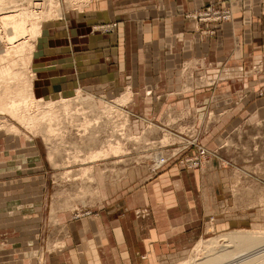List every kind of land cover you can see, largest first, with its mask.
Segmentation results:
<instances>
[{"label":"crops","instance_id":"obj_1","mask_svg":"<svg viewBox=\"0 0 264 264\" xmlns=\"http://www.w3.org/2000/svg\"><path fill=\"white\" fill-rule=\"evenodd\" d=\"M209 4L233 7L231 23L207 26L214 35L198 32L200 25L188 17ZM65 17L66 23L46 24L38 39L33 65L39 96L68 97L82 89L115 100L130 90L128 109L141 115L134 123L139 131L145 120L159 122L167 107L198 113L199 119L207 109L216 121L197 123L210 150L252 116L250 90L264 84V72L249 77V67L264 66L263 0H90ZM113 23L112 32L95 29ZM184 65L191 68L185 85ZM203 77L215 86L191 84ZM169 112L177 115L169 110L164 123ZM0 135V264H32L44 248L41 238L52 233L42 210L45 176L29 172L22 178V169H37L30 163L34 144L26 143L25 162H15L16 145L3 149L4 139L13 140ZM95 178L99 203L80 209L81 217L59 212L62 246L45 251L44 264H179L207 236L208 226L222 230L242 218L238 209L232 217L224 200H232L230 191L244 174L234 180L216 160L202 169L169 165L151 174L140 166L117 179L102 172Z\"/></svg>","mask_w":264,"mask_h":264},{"label":"rangeland","instance_id":"obj_2","mask_svg":"<svg viewBox=\"0 0 264 264\" xmlns=\"http://www.w3.org/2000/svg\"><path fill=\"white\" fill-rule=\"evenodd\" d=\"M42 1H43L42 3H45L44 8H46L47 5H49L48 4L49 0H42ZM53 2H55L54 3L55 6H57L58 9L60 10L59 12L60 16H58V18L57 17L54 18V20L63 19L60 22L66 23V21L68 20L65 19L66 18L65 15L68 12H73V10L77 12H81L76 7L72 8L74 3H72L71 0L68 1L53 0ZM88 3H86L85 6ZM85 6H83V9ZM54 20L46 21L42 23L43 25L42 34L45 30L46 24H49ZM49 28L50 25L49 27H47L46 30H48ZM33 63H34V58L32 61L31 70L33 73H35V76L37 77V70H35ZM262 72H264V66L262 64L249 67V77H257L261 75ZM36 77L32 78V84L34 85L33 91L37 95V97H42L46 101L49 100L59 101L62 100L63 98H65L66 100L69 99L68 101L71 103L70 105L72 106V109L74 108L76 110L80 108L81 112L85 111V113L88 111L86 115H88L92 123H93V119L94 121L95 120L97 121L98 118H100L101 120L100 119L98 120L100 121L99 127H102V128L97 127V131H98L96 132L97 141L96 140L95 142L93 140L92 142L87 141L86 138L89 137L90 134L89 133L86 134V137L84 138L80 137L79 134H82L81 131H78L80 128L69 125L68 121L71 120H67V116L61 115L60 121L63 120L64 123L62 121L61 124L59 125V127H61L58 130L60 133L58 132V135L51 137V139L50 137L48 139V137L44 136L43 133L42 134L36 133L35 135V133H30L28 130L26 131L20 127L22 133H20L19 136L17 137L13 136L12 138L13 141L7 142L5 139L3 140L2 144L4 147L3 149L5 150L8 146L10 147V145L11 148L14 145H16L15 148H13L12 152L10 150L6 151V153L9 154L10 152L16 153L15 156H13L15 162L17 159L22 160L24 162L27 160L26 158L28 156L27 153L29 154L30 151L26 152V145H27L26 143L28 141L33 143L35 146V153H33L35 154V157L30 158L32 160L30 161V163L32 162L31 168L34 166L36 167L37 165V169L35 170L31 169L30 171H27V169L24 168L19 173L22 178L23 176L28 178L29 175H31L32 177L45 176L43 178L45 180V185H44L45 196L43 198L42 210H43V215L46 212V216L45 215L44 216L47 217L48 219L46 222L47 224L46 230H48L49 228L52 233L49 237L48 236L49 232L47 231L45 238L44 239L41 238V241L42 242L44 241V243H42V246H44L43 248L44 250L42 249L38 258L34 257L35 259H32L33 261L32 264H39V262L40 264H44L43 257L45 255V251L48 250V252L51 253L52 251H55L62 246L60 243L61 241L60 235L62 234L63 231L59 225L60 223H62L58 216L59 212L62 211L65 213H69L70 211H72L73 214L75 213L74 214L75 217H81L82 215H80V209L81 210H83L84 208L92 209L96 204L99 203L95 201L99 197V191H98L99 186L97 182L94 181L89 183L88 180L86 179L85 180L83 178L80 179L81 178L80 176L78 177L74 176L75 174L80 175L81 169L87 166L86 165L84 166L80 162H76V164L75 163L72 164L73 166L70 168H63L62 165L64 161L70 158L72 161L74 160L73 156H77V155L81 159L83 158L86 159L87 154L89 152H91L93 149H97V148L99 149L101 146H105L107 144V141L112 139L115 143L116 141H120L122 143V145L124 146L123 152L122 154L118 155L117 158L111 157L106 160H102V162H98V164L95 165V170H94L96 171L95 175L98 172L100 173L102 172L105 175H107V177L111 176L113 179H117L126 172L127 168L131 169L132 167H140V166L147 167V169L151 172V174H155V171L153 170L155 166L153 165L155 159L165 153L164 149L160 147L173 144L176 141L177 142L181 141L182 139L177 137L176 135L175 136L172 135L169 131L164 130L162 127L160 128L158 127V125L160 126V122H162V117L160 118L159 122L147 123L145 120L144 122V125L146 126L145 129L140 131L136 130L134 127V123H136V121L138 120L141 121V115L139 113H136L128 109L130 108L129 104H131V102H133L134 100L133 97H131L130 101L126 104V106L114 102V101H118L125 94L118 96L117 98H115V100H110L102 96L97 97L92 93L88 92L87 90L83 91L82 89L81 90L77 89L73 91L71 96L68 97L57 95L56 97L54 96V97L44 98L43 96H39V94L35 92L34 82ZM128 93L129 91L126 94ZM250 93H251L252 116L246 118L245 120L243 119L240 124L235 125L234 129L232 128V130H230L226 134L225 139L222 141L223 142L222 144L226 145L223 149L222 157L226 161L230 162V166L223 161L221 162L218 159L215 158L213 159L216 160L217 162H220V164L223 167L226 166L227 168H229L231 176L234 180L237 174L239 175L241 173L244 174V178L242 180H240L242 177L239 176L240 179H238V182L240 181L241 183L240 184L236 183L237 185H235V187L232 188L230 191V198H232V200L227 203L226 200H224L225 201L224 204H226V208H227L226 210L232 212L231 213L232 217L235 216L234 211L238 209L240 211L239 213L242 218L241 220L236 219V221L233 219L234 223L231 224L232 227L226 229L218 230L217 228L212 226L214 228V231L209 232L208 230L209 233L202 240H207L208 238L221 236L224 233H228L236 230H243V229L249 231L253 230V231L264 232V84H260L259 87L250 90ZM91 99L93 101L95 100V102L91 101ZM81 100H83L84 102ZM91 104L94 106H92ZM110 104L112 106H115L117 104L116 107L117 111L110 110V112H108L107 110L109 109ZM102 111L107 112L106 116L104 114L105 112L103 113ZM119 111H121L122 113ZM89 113H91V115ZM115 113H117L118 116L116 115L113 118L112 116L115 115ZM110 114L112 116H110ZM187 115H189L188 111H182L181 113L177 112V115L175 116L174 119V115L169 112L166 116L165 123L167 125H171V123H174L175 121L177 123L176 125L182 131L183 128L182 125L178 122L179 121L178 119L180 117H186ZM101 116H103L102 117L103 119L101 118ZM76 118H78V115ZM212 118H215L214 114L211 115V120ZM215 121L216 118L214 122ZM81 122H83L82 119H80V121L78 122H75V124H79ZM1 133L3 134V136H7V133L5 132H1ZM165 137L167 138V140H169L168 144L167 142L162 143L161 141ZM22 146L23 148H21ZM50 154H52L53 158H55V162L57 163L56 167L49 160ZM65 171H71L74 174H71L69 177H66ZM29 172L31 174H29ZM19 173L17 172V174ZM10 174L11 173H7L6 177H10ZM74 177L75 179L79 177L80 178L75 180ZM47 193H48V198H46ZM46 202H48L47 206L45 205ZM45 207H46V211H45ZM48 212H50L49 213L50 216L48 215ZM192 253L193 251L191 252V254ZM191 254L188 255L191 256ZM198 254H199L198 256L199 259L205 258L204 254L201 255L200 253ZM31 256L32 254L29 255V257ZM237 256H238L237 257L238 260H236L237 258H233V260L234 262L236 261L235 264H241L239 259L241 258L242 255L241 256L237 255ZM187 260H190V258H188ZM233 260L229 259L223 261V263L221 264H231L233 263Z\"/></svg>","mask_w":264,"mask_h":264},{"label":"bare ground","instance_id":"obj_3","mask_svg":"<svg viewBox=\"0 0 264 264\" xmlns=\"http://www.w3.org/2000/svg\"><path fill=\"white\" fill-rule=\"evenodd\" d=\"M42 2V0H0V132H5L7 133V136L13 138V136L17 137L22 133V130L20 129L21 127L26 131L28 130L30 133H35V135L36 133H43L44 136L48 137V139L50 137L51 139V137L58 135V130L61 128L59 125L63 121H60V117L61 115H65L67 116V120H71L68 121L69 125L80 128L78 130L82 132V134H79L80 137L84 138L86 137V134L89 133L90 136L86 138L87 141L92 142L93 140L95 142L97 139L96 132H98L97 127H99L100 124V121L98 120L100 118H98L97 121H94L93 119L92 123L88 115H86L88 111L85 113V111L81 112L80 108L76 110L74 108L72 109V106L70 105L71 103L68 101L69 99L66 100L63 98L59 101H46L42 97H37L33 91L34 85L32 84V78H35L36 76L31 70V65L35 56L34 52L37 49L38 39L42 35V23L52 21L54 18L60 16V10L55 6L53 0H49V5H47L49 8H44L45 3ZM71 2L74 3L72 8L76 7L78 10L82 11L83 6H85L89 0H71ZM131 94L132 92L129 90L128 94L123 95L118 101L114 102L126 106L131 99ZM92 99L91 101H93ZM93 102H95V100ZM117 104L115 106L110 104L107 111L110 112V110H116ZM106 113L107 112L104 113L105 116ZM89 114L91 115V113ZM75 115L76 117L78 115V118H76ZM116 115L118 116L117 113L113 116L110 114L113 118ZM102 117L103 116H101V118ZM80 119H82L83 122L75 124V122L80 121ZM111 140L107 141L105 146H101V149L97 148L89 152L86 159H81L78 155L73 156L74 160L72 161L71 158L67 159L62 165L63 168H70L73 166L72 164L80 162L87 167L81 169L80 175L75 174L74 176H80V179H86L89 183L96 181V171H94L95 165H97L98 162H102V160L111 157L117 158L118 155L123 152L124 146L122 143L120 141H116L115 143ZM161 141L162 143L167 142V144L169 142L166 137ZM160 157H157L155 161L159 162ZM49 160L56 167L57 163L52 154L49 155ZM65 172L66 177L74 174L71 171ZM208 227L209 232L214 231L212 226ZM263 235L264 232L261 231H249L243 229L224 233L221 236L208 238L207 240H201L194 248L191 256H189L190 260L179 264H221L223 261L237 258V255L243 256L239 259L241 264H264ZM198 253H200V255L204 254L205 258L199 259ZM236 260H238V258ZM235 262L233 260V263L231 264H235Z\"/></svg>","mask_w":264,"mask_h":264},{"label":"built area","instance_id":"obj_4","mask_svg":"<svg viewBox=\"0 0 264 264\" xmlns=\"http://www.w3.org/2000/svg\"><path fill=\"white\" fill-rule=\"evenodd\" d=\"M264 1V0H263ZM232 5H221V6H213L211 4L206 5L200 11H196L195 13L190 14L188 17L194 19L200 25L198 32H202L209 35H214V30H205L207 26L212 24L220 25L222 23H231L233 18V9ZM114 28H117V23L107 24V25H98L95 29L102 32H112ZM191 69L189 66L184 65L182 69V75L184 81V85L186 80H190V72ZM185 72H187L185 76ZM191 81V80H190ZM193 86L203 87L206 84L215 86L216 82L212 80H207L206 77L199 79V81L195 84L192 83ZM165 113L162 116V122H160V126L164 130L169 131L172 135H176L181 138V141H176L173 144L165 145L164 147H160L164 149L165 153L160 157V161H155L153 165V170L155 174L161 172V170L169 165H179L186 169H202V165L205 162H210L214 158L219 161H223L230 166V162L226 161L223 156L224 145H220L218 148L214 150H209L206 146L204 147L201 143L202 137V128L197 122L204 120H211V112L207 109L204 110L202 118L199 119L198 113L192 114L189 112V115L186 117H180L178 122L182 125L183 130L181 131L179 127L175 124V126H169L164 123V117L169 110H173L181 113V110L172 109L167 107L165 109ZM198 112V111H197ZM162 125V126H161ZM159 148V149H160ZM225 168H227L225 166Z\"/></svg>","mask_w":264,"mask_h":264}]
</instances>
